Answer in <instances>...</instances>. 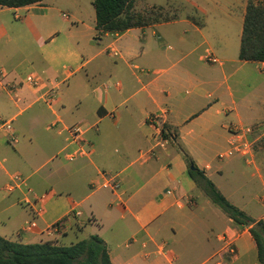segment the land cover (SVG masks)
Listing matches in <instances>:
<instances>
[{
  "label": "crops",
  "instance_id": "obj_1",
  "mask_svg": "<svg viewBox=\"0 0 264 264\" xmlns=\"http://www.w3.org/2000/svg\"><path fill=\"white\" fill-rule=\"evenodd\" d=\"M93 2L0 6V70L7 81L20 84L21 97L18 103L0 92L2 116L14 121L19 138L16 144H0V236L24 245L61 246L98 236L107 244L112 264H260L249 229L236 225L197 187L183 154L232 204L264 221V144L254 147L251 159L218 158L229 148L232 127L264 129V96L255 98L245 89L243 67L256 62L242 61V75L230 66L228 7L210 0L215 14L210 18L212 8L190 1L204 19L188 15L104 33L96 29ZM247 2L243 0V20ZM134 10L138 12L135 4ZM212 24L219 48L206 33ZM171 36L176 47L168 46L170 51L196 56L180 70L175 64L164 68L161 42ZM211 56L220 63L209 64ZM256 64L264 68V63ZM29 71L40 75L39 90L25 85ZM54 86L58 96L48 106L40 95ZM186 86L192 88L190 97ZM154 115L162 117L168 139L158 137L149 124ZM78 123L88 127L91 155L56 161L66 145L65 128ZM14 173L46 195L40 216L24 205V190L4 191ZM106 176L121 183L120 191L99 188ZM256 178L258 188L243 192V185ZM34 220L36 228L25 231ZM61 220L63 230L50 233ZM224 233L232 238L234 255L222 247Z\"/></svg>",
  "mask_w": 264,
  "mask_h": 264
},
{
  "label": "trees",
  "instance_id": "obj_2",
  "mask_svg": "<svg viewBox=\"0 0 264 264\" xmlns=\"http://www.w3.org/2000/svg\"><path fill=\"white\" fill-rule=\"evenodd\" d=\"M43 0H0L1 7L21 8L41 5ZM135 0H94L96 29L104 33H124L161 22L152 12H136ZM239 60L264 63V0H248L241 34ZM167 128L163 136L168 139ZM191 178L206 197L236 225L247 227L254 239L260 264H264V221L255 220L232 204L188 153L183 151ZM196 169L193 171L191 167ZM0 264H112L107 244L91 236L71 246L52 242L20 244L0 236Z\"/></svg>",
  "mask_w": 264,
  "mask_h": 264
},
{
  "label": "built area",
  "instance_id": "obj_3",
  "mask_svg": "<svg viewBox=\"0 0 264 264\" xmlns=\"http://www.w3.org/2000/svg\"><path fill=\"white\" fill-rule=\"evenodd\" d=\"M67 17V16H66ZM114 56H118L117 51H113ZM207 62L209 64L220 63L214 56L208 57ZM26 86H29L33 90H39L43 86V82L38 73L32 72L25 77L24 81ZM20 89V84L12 83L6 80L4 72L0 70V92H5L13 96V98L20 103L21 97L18 94ZM59 88L57 86L50 87L40 95V99L44 101L48 106H52L56 101L58 96ZM149 124L152 125L156 131V135L162 138L164 131V124L162 123V117L159 115L151 116L148 120ZM66 145L62 152L66 161L75 162L82 158H88L92 152V144L87 138L88 127L84 124L78 123L65 128ZM232 138L229 142V148L222 152L218 158L220 160L231 159L236 155H241L244 157H250L254 154V147L257 142L263 136L253 139L255 134V129L252 126H234L230 129ZM19 138L14 129L13 120H5L0 117V144L6 143L9 145L16 144ZM97 188V187H95ZM99 188L110 190L112 192H118L121 189V183L115 177H107L105 182H103ZM18 190L25 191V197L23 203L25 206L29 207L35 216H40L43 212L41 203L46 198L45 194L36 193L31 187L28 186V179L21 175L20 173H14L7 184L4 186V191L8 194L13 193ZM171 194L170 191L167 192ZM80 215V213H79ZM64 220H61L54 224L50 228V233L60 232L63 230ZM36 228V222L31 221L27 223L25 231H31ZM227 249L231 254H235V250L232 246L230 240L225 242Z\"/></svg>",
  "mask_w": 264,
  "mask_h": 264
},
{
  "label": "rangeland",
  "instance_id": "obj_4",
  "mask_svg": "<svg viewBox=\"0 0 264 264\" xmlns=\"http://www.w3.org/2000/svg\"><path fill=\"white\" fill-rule=\"evenodd\" d=\"M190 1H197V0H135V6L137 7L138 12H144V11H150L152 12V18L161 20V22H169L174 20H184L187 19L188 15H192L197 19H204V17L200 14H197L193 9H191V3ZM221 1L222 5H225L228 7L226 10L227 15V31H226V37L228 39V57L231 60V65L237 69V75H242V61L239 60V53H240V44H241V34H242V28H243V0H219ZM247 1V0H246ZM148 2V3H147ZM201 4H203L207 8H212V5L210 0H199ZM149 4V5H148ZM230 4V6H229ZM211 14H209L210 18L215 16L213 12V8L211 10ZM8 17H11L8 13ZM181 29L185 28V25L180 24L178 25ZM173 28L170 27H164L163 30H169ZM152 32L151 30L148 32ZM206 33L208 34L209 39L211 42L214 43L216 48L220 47V44H217L216 38H217V27L215 24H212L209 26V31ZM170 36V35H167ZM167 38V42H161L162 50L164 51V54L167 57V61L165 62L164 68L172 67L174 64L176 65L175 70H180L187 64H189L194 58L196 57L193 54H190V51H185L183 54H179L177 52L170 51L167 47L173 46L176 47V44L173 42L175 37H170L171 39ZM158 41V40H157ZM160 43V41H158ZM216 57V56H215ZM218 58L222 59V56H219ZM139 65L142 63L140 61L135 62ZM243 70L246 71V92L249 95H254L255 98L260 97L261 95L264 96V68L262 65H257L256 63H247L245 67H243ZM33 71L26 72V76ZM188 91V94L186 92ZM185 96L190 97L192 94V88L189 86L185 87L184 90ZM0 117L4 118L2 116L1 112V106H0ZM264 129L262 131H255V134L253 136V139H257L260 136H263ZM264 137V136H263ZM264 139V138H263ZM259 140V142L256 143V146L263 145L264 141ZM221 149H217V151H220ZM57 155V154H56ZM64 155L56 156V161L64 160ZM48 167V166H47ZM259 183L257 178L253 179L251 183L243 185V192H247L250 187L258 188ZM261 193L263 191H260ZM264 194V192L262 193ZM247 228V227H246ZM196 236L201 241H203L202 233L197 230ZM219 240L222 244V247H224L225 252L227 249L226 241L230 240L232 242V238L228 237L226 233L220 235ZM221 250L220 252H222ZM234 255V254H233ZM218 264H223L221 262H218Z\"/></svg>",
  "mask_w": 264,
  "mask_h": 264
},
{
  "label": "water",
  "instance_id": "obj_5",
  "mask_svg": "<svg viewBox=\"0 0 264 264\" xmlns=\"http://www.w3.org/2000/svg\"><path fill=\"white\" fill-rule=\"evenodd\" d=\"M195 169H196V168H195L194 166H192V167H191V170H193V171H194Z\"/></svg>",
  "mask_w": 264,
  "mask_h": 264
}]
</instances>
